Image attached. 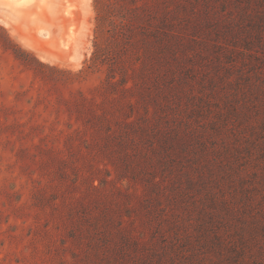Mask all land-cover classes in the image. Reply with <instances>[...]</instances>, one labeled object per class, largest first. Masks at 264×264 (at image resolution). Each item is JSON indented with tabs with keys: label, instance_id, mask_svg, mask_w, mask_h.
I'll use <instances>...</instances> for the list:
<instances>
[{
	"label": "rangeland",
	"instance_id": "rangeland-1",
	"mask_svg": "<svg viewBox=\"0 0 264 264\" xmlns=\"http://www.w3.org/2000/svg\"><path fill=\"white\" fill-rule=\"evenodd\" d=\"M111 1L0 5V264H264V0H138L174 54L90 67Z\"/></svg>",
	"mask_w": 264,
	"mask_h": 264
},
{
	"label": "trees",
	"instance_id": "trees-1",
	"mask_svg": "<svg viewBox=\"0 0 264 264\" xmlns=\"http://www.w3.org/2000/svg\"><path fill=\"white\" fill-rule=\"evenodd\" d=\"M185 0H174L176 3H182ZM200 1V0H197ZM111 8L109 9L107 16L110 19V27L107 29V35L105 38V45L102 42H95V50L92 56V64L90 67H97L99 64L108 63L110 60L115 59L117 54L114 45L123 44L125 47L132 45L136 40H140L143 44L148 46L149 44L155 45L154 49H160L161 53L165 51L167 53H173L172 39L178 37V34L172 33L173 24L170 23L171 19H158V15H153L145 19L144 16L141 18L136 10L141 7L138 0H115L109 3ZM113 6V9H112ZM112 9V10H111ZM135 12V13H134ZM117 44V45H118ZM150 48V47H149ZM151 54V48L148 50ZM138 54V53H136ZM140 54V53H139ZM139 59H140V55ZM116 60L110 65V71L106 78L107 85H126L129 81L128 70L119 71L121 74L120 78H117L118 69L116 67ZM137 84L129 86L126 89H140ZM108 90V86H107ZM145 120H147L145 118ZM135 121H130V123Z\"/></svg>",
	"mask_w": 264,
	"mask_h": 264
},
{
	"label": "bare ground",
	"instance_id": "bare-ground-1",
	"mask_svg": "<svg viewBox=\"0 0 264 264\" xmlns=\"http://www.w3.org/2000/svg\"><path fill=\"white\" fill-rule=\"evenodd\" d=\"M56 1H59L60 7H62V4L65 1H67L66 3H64L61 9L63 13L62 17L63 16H73V15H76L80 11V7L76 5L73 2V0H53V2L52 0H0V5L11 6L18 13L17 15H19L20 10L17 8L18 5L30 4L32 2H35L34 4L36 5V7H38V10H37L38 14L34 12L33 14L30 13V15L32 14L31 16H34V18H31L30 20L35 22V20L38 18V16L36 17V15L41 16L49 11L51 13L56 14L57 12L61 11L58 9ZM24 15L27 18L30 17V16H27V14H24ZM1 19H7V18L3 16V18ZM37 31L40 35H43V36H46L49 33L48 29L43 28V27H38ZM82 36H83V31L71 30L67 40L63 43L64 48L68 49V51L71 53L73 60H78L82 55L81 54L82 48L86 47L85 45L83 46L84 40L82 39Z\"/></svg>",
	"mask_w": 264,
	"mask_h": 264
}]
</instances>
